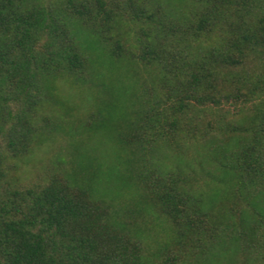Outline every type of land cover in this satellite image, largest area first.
Segmentation results:
<instances>
[{"label":"trees","instance_id":"1","mask_svg":"<svg viewBox=\"0 0 264 264\" xmlns=\"http://www.w3.org/2000/svg\"><path fill=\"white\" fill-rule=\"evenodd\" d=\"M0 264H264V0H0Z\"/></svg>","mask_w":264,"mask_h":264}]
</instances>
